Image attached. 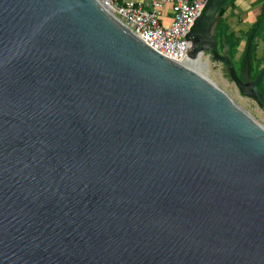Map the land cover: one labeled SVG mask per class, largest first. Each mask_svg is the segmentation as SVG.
<instances>
[{
    "label": "water",
    "instance_id": "95a60500",
    "mask_svg": "<svg viewBox=\"0 0 264 264\" xmlns=\"http://www.w3.org/2000/svg\"><path fill=\"white\" fill-rule=\"evenodd\" d=\"M224 1L186 39L264 110ZM0 264H264V126L100 0H0Z\"/></svg>",
    "mask_w": 264,
    "mask_h": 264
},
{
    "label": "built area",
    "instance_id": "2783aa9c",
    "mask_svg": "<svg viewBox=\"0 0 264 264\" xmlns=\"http://www.w3.org/2000/svg\"><path fill=\"white\" fill-rule=\"evenodd\" d=\"M151 49L181 61L189 49L186 35L206 0H100Z\"/></svg>",
    "mask_w": 264,
    "mask_h": 264
},
{
    "label": "trees",
    "instance_id": "16d2710c",
    "mask_svg": "<svg viewBox=\"0 0 264 264\" xmlns=\"http://www.w3.org/2000/svg\"><path fill=\"white\" fill-rule=\"evenodd\" d=\"M233 1L234 0H225L218 9L214 37L217 42L218 51L229 56L235 65V70L239 77H241V72L244 70L246 64H248L250 77L251 79H254L260 71V61L256 58V39L261 36L264 30V4L255 23L244 33L246 44L242 55L238 59H235L239 37L235 33L228 31V26L223 17L224 6H232ZM259 91L264 94V76L259 82Z\"/></svg>",
    "mask_w": 264,
    "mask_h": 264
},
{
    "label": "crops",
    "instance_id": "0c3cea01",
    "mask_svg": "<svg viewBox=\"0 0 264 264\" xmlns=\"http://www.w3.org/2000/svg\"><path fill=\"white\" fill-rule=\"evenodd\" d=\"M129 1L141 2L142 0ZM263 4L264 0H234L232 6H224L223 17L228 26V31L235 33L239 37L235 59L242 55L246 44L244 33L255 23L262 11ZM256 43V58L260 61L259 68L261 69L264 66V30L261 36L256 39Z\"/></svg>",
    "mask_w": 264,
    "mask_h": 264
},
{
    "label": "rangeland",
    "instance_id": "374dc122",
    "mask_svg": "<svg viewBox=\"0 0 264 264\" xmlns=\"http://www.w3.org/2000/svg\"><path fill=\"white\" fill-rule=\"evenodd\" d=\"M208 56L209 51L203 52ZM209 58L208 72L206 77L214 82L222 91H224L237 105L256 119L264 126V114L257 107L256 103L245 96H241L234 83L229 79L228 71L224 64ZM237 65V64H236Z\"/></svg>",
    "mask_w": 264,
    "mask_h": 264
},
{
    "label": "bare ground",
    "instance_id": "6f19581e",
    "mask_svg": "<svg viewBox=\"0 0 264 264\" xmlns=\"http://www.w3.org/2000/svg\"><path fill=\"white\" fill-rule=\"evenodd\" d=\"M104 6L111 12V10L106 5H104ZM178 63H180V64H182L188 68H191L194 71L201 73L204 76H206V73L208 72V69H209L208 68V65H209L208 56L205 55L203 53V51H197L194 53L191 43H190L189 49L186 52V54L184 55L183 59L181 61H179ZM248 99H250V98H248ZM250 100H252V99H250ZM252 101L255 102L254 100H252ZM256 105L261 110V112L264 114V110L257 103H256Z\"/></svg>",
    "mask_w": 264,
    "mask_h": 264
}]
</instances>
